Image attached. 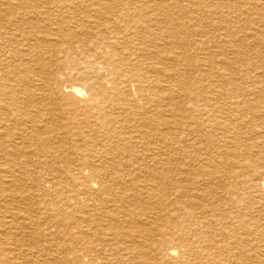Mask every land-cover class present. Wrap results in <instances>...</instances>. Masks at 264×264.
<instances>
[{
    "label": "bare ground",
    "instance_id": "6f19581e",
    "mask_svg": "<svg viewBox=\"0 0 264 264\" xmlns=\"http://www.w3.org/2000/svg\"><path fill=\"white\" fill-rule=\"evenodd\" d=\"M260 1L0 0V264H264Z\"/></svg>",
    "mask_w": 264,
    "mask_h": 264
},
{
    "label": "rangeland",
    "instance_id": "374dc122",
    "mask_svg": "<svg viewBox=\"0 0 264 264\" xmlns=\"http://www.w3.org/2000/svg\"><path fill=\"white\" fill-rule=\"evenodd\" d=\"M263 2H264V0H261L259 3L262 4ZM208 22H210V21L207 20V23ZM207 27H208V25H207ZM254 28H257V27H254ZM211 29L212 28H210V30H209L210 32H212L213 34H215L217 36H220L218 34L219 32L216 31V29H214V30H211ZM214 32H216V33H214ZM258 32L261 34L260 36L264 37V31L262 32L261 29L259 28ZM210 35L212 36V34H210ZM12 37H14V39L17 40L20 44H22L23 39L21 38L20 34L17 35L16 33L10 31L9 32V38H12ZM198 38L199 37H195L194 39L197 40ZM8 50H10V48L7 47L6 51H8ZM211 50L214 51L215 49H211ZM243 51H244V53H243ZM253 52H255V53H253ZM253 52H249L247 49L241 50V52L238 56L240 60L245 59V61H246V63H243L242 67H240V68L242 71H244L247 78L242 77V76H235L236 79L234 78L233 85H229V83H221V85L219 87L218 86L216 88L212 87L216 90L215 95H217V100H216V107H217L216 109L217 110L216 111H231L230 107H231L232 103L237 101V99L234 100V99H232V97L237 93L239 95L242 93L245 96L247 95L246 100H245V101H248V104L246 105L247 110L259 111V113L261 111H264V92L256 93L254 95L249 94L250 90H252L256 87V84H255L256 81H259V83L264 85V72H263L261 66L258 65L257 60H256L257 54L264 55V47L259 46V48H256ZM247 53H248V55H247ZM56 58H58L59 63L67 64V62H69V61H66V59H64V55L62 53H59L58 56L55 57L54 59H56ZM53 61L54 62L49 66H50V70L55 71L56 70L55 64H57V63H56V60H53ZM65 64H64V66H65ZM190 78H192V77H190ZM235 85H236V87H235ZM129 91L131 94H134V88H132V85L129 86ZM218 91L224 92L226 95H223L220 97L219 95H221V94L218 93ZM183 99H185V98H183ZM240 101H241V103H243L241 98L239 99V102ZM48 104L49 103H47V105ZM242 105L244 106V104H242ZM50 108H53V106H50ZM54 108H56V107H54ZM65 110L69 111L67 109H65ZM70 110H72V109H70ZM14 111H16V110H14ZM21 111H37V110L32 107V108H25ZM204 111H210V110L206 109ZM216 136L218 137V135H216ZM250 138H249L250 139L249 141L254 140V137H252V135H250ZM249 141L247 143L246 142L240 143L238 150H240V153H243L244 156H247V157L252 156L253 157L254 152L252 150L249 151L247 149V147H250ZM219 146H220V144H219ZM217 147H218V145H217ZM242 199L246 200V196H244V198H242ZM235 201H236V199H234V202ZM259 207H261V206H259ZM259 207L257 206V208H256L253 206L251 214L254 218H260L261 220H264V217L261 215V212L259 211L260 210ZM262 207L264 208V205ZM232 211H235V210H231L230 212H232ZM162 219H163L162 226H166V222H167L168 218H165L164 216H162ZM226 222L227 221H225L221 217H216V219H214L213 224H215V225L213 226V228H209L206 231L213 232L212 233L213 235L214 234L218 235V233H220V232L223 234H226L225 231H228L229 226H230V225L226 224ZM206 234L212 235L211 233H206Z\"/></svg>",
    "mask_w": 264,
    "mask_h": 264
}]
</instances>
